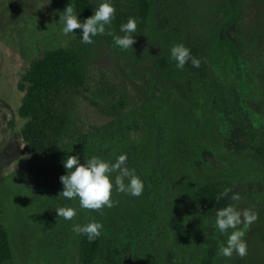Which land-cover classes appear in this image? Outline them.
<instances>
[{
    "label": "rangeland",
    "instance_id": "obj_1",
    "mask_svg": "<svg viewBox=\"0 0 264 264\" xmlns=\"http://www.w3.org/2000/svg\"><path fill=\"white\" fill-rule=\"evenodd\" d=\"M66 1L0 0V209L13 253L7 264H82L83 235L72 227L90 221L103 224L93 264L122 258L196 264L207 247L202 224L192 221L191 195L210 180H229L242 197L238 207L257 213L252 224L240 226L247 255L217 256L215 264H264V163L251 150L237 156L225 148L240 119L249 116L254 127H264V0H168L171 23L162 29L152 15L125 52L116 51L107 35L92 44L81 43L80 29L63 35L57 5ZM150 1L155 12L163 0ZM188 35L205 43L206 79L177 69L170 59L169 49ZM39 46L82 49L88 90L75 100L77 138H87L90 157L114 160L126 153L127 165L144 181L141 196L114 192V206L95 211L80 209L78 199L25 186L22 169L31 150L22 137L26 120L18 110L24 92L18 86ZM162 57L182 74L180 84L161 77L155 62ZM102 81L118 89L116 95L127 94L117 114L109 100L94 94ZM206 150L221 160L222 169L203 161ZM59 207H73L77 215L64 220L55 211ZM175 212L190 228L186 246L167 224Z\"/></svg>",
    "mask_w": 264,
    "mask_h": 264
},
{
    "label": "trees",
    "instance_id": "obj_2",
    "mask_svg": "<svg viewBox=\"0 0 264 264\" xmlns=\"http://www.w3.org/2000/svg\"><path fill=\"white\" fill-rule=\"evenodd\" d=\"M69 3L82 22L93 14L96 7V0H67L58 4L57 9L62 13ZM112 3L116 8V15L110 30L115 35H123L119 27L130 17L137 20V31H144L147 28L152 15L162 29L173 19L170 14L171 3L168 0H163L155 12L150 0H112ZM107 38L116 51H122L114 46L112 36L107 35ZM183 44L201 61L198 68L187 63L183 69L190 75L208 78L209 66L205 59V43L192 40L188 35ZM155 66L166 81L174 84L183 81L182 74L171 67L167 58L156 60ZM18 87L24 92L18 110L19 116L26 120L22 137L31 150L30 157L22 169L23 183L28 188L41 189L54 197H59V192L63 188L59 178L66 173L62 161L67 155H79L81 162L85 157H90L88 140L81 135L77 138L74 121L75 100L78 95L88 90V63L82 49L76 46L51 49L39 46L37 55L22 75ZM117 93L118 89L102 81L94 94L101 101L109 100V107L117 114L125 108L127 100L126 92L116 95ZM253 124L249 116L237 121L226 140L225 148L237 156L251 150L264 163V127L256 128ZM203 156V161L208 165L217 169L224 167L213 152L206 150ZM225 188L231 189V192L227 197L217 201L216 198ZM233 192L238 193V190L229 180H210L192 191V221L202 224V241L207 247L205 256L196 264H215L218 244L225 242L227 238V234L222 235L214 226L215 213L217 209L233 203L230 199ZM1 217L0 209V264H7L13 260V253L9 230L2 223ZM167 224L172 236L180 244L186 246L191 242L190 228L182 213L175 212ZM99 245L98 238L89 242L83 235L80 262L93 264L98 256ZM110 262L136 264L129 258H122L119 262L111 259Z\"/></svg>",
    "mask_w": 264,
    "mask_h": 264
},
{
    "label": "clouds",
    "instance_id": "obj_3",
    "mask_svg": "<svg viewBox=\"0 0 264 264\" xmlns=\"http://www.w3.org/2000/svg\"><path fill=\"white\" fill-rule=\"evenodd\" d=\"M116 8L112 0H101L93 14L83 19L78 18L74 7L69 3L60 13L59 22L62 24V34H75V29H80V39L83 44H92L97 36L108 35L113 37L114 46L120 50L133 49L137 33V20L130 17L122 23L119 31L123 35H115L110 29L115 19ZM170 59L175 61L177 69H183L187 63L198 68L201 61L192 55L191 50L183 43H177L169 49ZM66 173L60 176L63 186L58 196L65 200H77L80 209L100 211L111 208L115 201L112 199L114 192L124 193L132 197H139L144 192V181L137 174L135 168L127 165V154H119L114 160H106L100 156L85 157L81 162L79 155H67L62 161ZM231 189L225 188L216 198L227 197ZM233 203L217 209L215 213V228L224 235L226 241L218 244V257L232 258L235 254L240 258L247 255V243L244 231L240 226H248L257 219V213L251 209L238 207L242 197L233 192L230 196ZM57 216L64 220H72L77 215L73 207H59L55 209ZM103 224L99 221H90L86 224H74L72 231L84 235L89 242L101 236ZM232 230L229 232V230Z\"/></svg>",
    "mask_w": 264,
    "mask_h": 264
}]
</instances>
